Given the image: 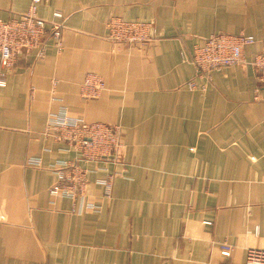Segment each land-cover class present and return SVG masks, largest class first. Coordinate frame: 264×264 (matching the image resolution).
Segmentation results:
<instances>
[{"label": "crops", "instance_id": "0c3cea01", "mask_svg": "<svg viewBox=\"0 0 264 264\" xmlns=\"http://www.w3.org/2000/svg\"><path fill=\"white\" fill-rule=\"evenodd\" d=\"M30 2L0 0V19ZM54 11L61 49L49 39L43 56L22 53L0 74V264L242 263L248 247L264 249V90L251 62L264 48V0L37 5L45 19ZM112 18L149 23L151 40L110 39ZM218 32L255 40L243 62L198 75L187 56ZM90 72L105 82L96 98L81 93ZM62 117L119 125V161H83L49 128ZM61 160L89 168L93 209L50 192Z\"/></svg>", "mask_w": 264, "mask_h": 264}, {"label": "built area", "instance_id": "2783aa9c", "mask_svg": "<svg viewBox=\"0 0 264 264\" xmlns=\"http://www.w3.org/2000/svg\"><path fill=\"white\" fill-rule=\"evenodd\" d=\"M40 0H31L27 10L17 17L0 19V62L1 75L12 70L22 53L34 51L37 57L43 56L48 48V40L53 41L57 49L62 47L63 16L60 11H54L51 19L38 15L37 5ZM108 37L115 41L145 45L151 40L150 24L142 21H125L112 18L108 24ZM252 34L212 33L203 38L201 44L195 45L187 58L195 67L198 75H209L215 68L243 62L244 50L254 42ZM253 66L258 71V83L264 90V48L252 59ZM4 81L0 80V84ZM189 87L194 85L188 81ZM105 88L103 78L97 73H87L81 93L87 98H96ZM49 128L56 131V138L66 141L79 150L83 161L97 164L110 160L120 142L119 125L100 121L88 122L78 117H62L53 119ZM56 168L57 179L50 186L54 195H63L72 199H81L86 209H93L94 203L86 200L89 168L75 160H61L53 165ZM113 175L109 173L104 179V191L108 194L112 187ZM220 252L229 257L233 249L227 241L219 243ZM217 264H264V249L248 247L242 263L220 261Z\"/></svg>", "mask_w": 264, "mask_h": 264}, {"label": "rangeland", "instance_id": "374dc122", "mask_svg": "<svg viewBox=\"0 0 264 264\" xmlns=\"http://www.w3.org/2000/svg\"><path fill=\"white\" fill-rule=\"evenodd\" d=\"M255 98H256V96H255ZM90 122H92V121H90ZM120 130H121V129H120ZM120 137H121L120 142H119V144L117 143L118 147L116 148L115 152L112 153V155L109 157L110 161H112V162H117V161H119L118 151H119V149H120V148L122 147V145H123L122 135H120ZM109 173H110V172H109ZM109 173H107V174L105 175V177H106ZM111 174H112L113 177H114L115 172H112ZM105 177H104V178H105ZM104 178H103V179H104Z\"/></svg>", "mask_w": 264, "mask_h": 264}]
</instances>
